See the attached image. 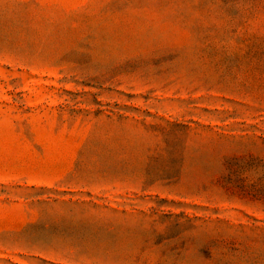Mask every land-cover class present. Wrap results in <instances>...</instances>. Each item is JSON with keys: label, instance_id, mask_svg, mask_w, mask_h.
Listing matches in <instances>:
<instances>
[{"label": "rangeland", "instance_id": "obj_1", "mask_svg": "<svg viewBox=\"0 0 264 264\" xmlns=\"http://www.w3.org/2000/svg\"><path fill=\"white\" fill-rule=\"evenodd\" d=\"M0 264H264V0H0Z\"/></svg>", "mask_w": 264, "mask_h": 264}]
</instances>
